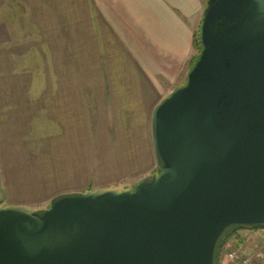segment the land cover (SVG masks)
<instances>
[{
    "label": "water",
    "instance_id": "1",
    "mask_svg": "<svg viewBox=\"0 0 264 264\" xmlns=\"http://www.w3.org/2000/svg\"><path fill=\"white\" fill-rule=\"evenodd\" d=\"M187 82L155 106L156 170L133 185L0 199V264H219L264 229V0H207Z\"/></svg>",
    "mask_w": 264,
    "mask_h": 264
},
{
    "label": "crops",
    "instance_id": "2",
    "mask_svg": "<svg viewBox=\"0 0 264 264\" xmlns=\"http://www.w3.org/2000/svg\"><path fill=\"white\" fill-rule=\"evenodd\" d=\"M53 1L47 32L33 33L47 34L48 62L23 65L25 78L1 71L0 198L9 204L43 205L56 195L50 183L88 182V167L121 171L108 186L153 172V110L199 55L207 0ZM263 233L234 237L257 253L264 239L251 238Z\"/></svg>",
    "mask_w": 264,
    "mask_h": 264
},
{
    "label": "rangeland",
    "instance_id": "3",
    "mask_svg": "<svg viewBox=\"0 0 264 264\" xmlns=\"http://www.w3.org/2000/svg\"><path fill=\"white\" fill-rule=\"evenodd\" d=\"M49 2L50 0H0V77H2L1 71H3L5 78H10V77L15 78L18 76L25 78L28 77V73L22 70L23 65L29 63H30L29 65H32L34 63L38 64L39 61L43 63L48 62V55H47L48 39L46 37L47 34L41 35L39 31V33L37 34L35 33V35L33 36V33L34 31H38L39 26H40L39 30H44L47 32L49 20H51V18L47 16L48 15L47 5L49 4ZM53 2L54 1L51 0L50 5ZM33 9L35 11L31 13ZM43 35L45 36L44 38ZM52 35L56 36L57 33ZM54 39L55 40L52 39V42L56 43V48L58 44L60 45V41L61 43H63L61 37L60 38L54 37ZM195 46L196 49L200 52L199 50L200 47L197 46L196 44ZM52 47L54 48V45H52ZM54 57H57L58 60V55L52 56V58ZM195 57L196 56H194L193 59ZM17 68H19L18 71L16 70ZM155 170L156 168L153 170V172ZM119 173H121V171H117L109 167H102V168L88 167L87 168V176L89 180L88 182H83V183L62 182V183H56L55 185L50 183L48 189L52 190L55 188L54 192H52L55 195L75 188L78 189L80 188L79 190H85L90 187H103V186H99V184L108 186L107 183L110 182L115 177H117ZM139 180L133 182L127 181L128 184L125 183L123 185H133L136 184ZM115 185H119V184H115ZM51 199L52 198H49L44 202L43 205L40 206L49 205ZM234 234L231 235L223 245L222 247L223 251H225L229 247H234L241 244L240 241L235 239L236 237H234ZM252 237L253 238H251V241L253 242L262 241L264 239L263 238L264 233L258 235L257 237L255 235H252ZM243 246L245 247V244H243Z\"/></svg>",
    "mask_w": 264,
    "mask_h": 264
},
{
    "label": "built area",
    "instance_id": "4",
    "mask_svg": "<svg viewBox=\"0 0 264 264\" xmlns=\"http://www.w3.org/2000/svg\"><path fill=\"white\" fill-rule=\"evenodd\" d=\"M219 264H264V252H249L242 244L220 253Z\"/></svg>",
    "mask_w": 264,
    "mask_h": 264
},
{
    "label": "trees",
    "instance_id": "5",
    "mask_svg": "<svg viewBox=\"0 0 264 264\" xmlns=\"http://www.w3.org/2000/svg\"><path fill=\"white\" fill-rule=\"evenodd\" d=\"M194 43H195L197 46H199V47H200L199 50H201V48H202V44H201V32L199 33L198 37L195 38ZM198 56H199V55H198ZM198 56H196V57L192 60V62H191V66H193V65L195 64V62L197 61ZM241 229H242V228H238V229H236L231 235H233L234 233H236L238 230H241ZM231 235L227 236V237L224 239V243H223V245L225 244V242L228 240V238H229ZM223 245H222V247H223ZM222 247H221L220 250H222Z\"/></svg>",
    "mask_w": 264,
    "mask_h": 264
}]
</instances>
